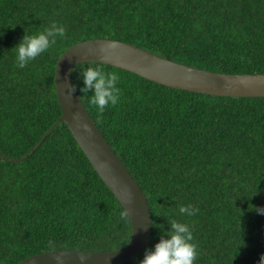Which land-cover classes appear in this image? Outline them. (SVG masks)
<instances>
[{"label": "trees", "instance_id": "1", "mask_svg": "<svg viewBox=\"0 0 264 264\" xmlns=\"http://www.w3.org/2000/svg\"><path fill=\"white\" fill-rule=\"evenodd\" d=\"M52 21L65 27L23 69L14 45ZM122 41L167 60L222 74H264V0H0V264L44 252L124 247L130 222L66 126L54 71L61 54L89 39ZM116 72L121 99L101 114L76 94L138 183L152 217L146 249L172 220L189 224L195 264H260L264 257V98L193 94ZM199 209L179 214L180 206Z\"/></svg>", "mask_w": 264, "mask_h": 264}, {"label": "water", "instance_id": "2", "mask_svg": "<svg viewBox=\"0 0 264 264\" xmlns=\"http://www.w3.org/2000/svg\"><path fill=\"white\" fill-rule=\"evenodd\" d=\"M82 63H99L126 71L166 88L193 94L233 98H264V74H222L192 68L131 44L107 38L89 39L67 48L58 58L54 86L60 117L87 161L123 208L131 225L128 243L114 251L82 252L58 250L30 256L18 264H127L139 255L151 235L152 217L138 183L119 161L74 93L67 97L73 68ZM52 129V128H51ZM49 129L28 155L36 150Z\"/></svg>", "mask_w": 264, "mask_h": 264}, {"label": "clouds", "instance_id": "3", "mask_svg": "<svg viewBox=\"0 0 264 264\" xmlns=\"http://www.w3.org/2000/svg\"><path fill=\"white\" fill-rule=\"evenodd\" d=\"M65 27L52 21L47 27L35 34H24L14 45L15 66L23 69L29 62L46 53L56 43L57 38H63ZM82 85L69 84L66 95L71 97L79 90L80 93H91L90 104L98 113L115 106L121 99V89L117 86L120 80L116 72L106 71L102 66L87 67L80 78ZM258 217L264 218V210L251 206ZM179 214L191 217L199 209L192 206H180ZM198 258L197 246L193 243V234L189 224L172 220L167 230L161 229L159 240L146 249L139 264H195ZM264 264V257L260 258Z\"/></svg>", "mask_w": 264, "mask_h": 264}]
</instances>
